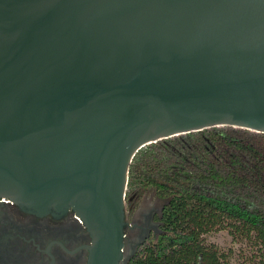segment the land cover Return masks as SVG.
I'll list each match as a JSON object with an SVG mask.
<instances>
[{
  "label": "water",
  "instance_id": "1",
  "mask_svg": "<svg viewBox=\"0 0 264 264\" xmlns=\"http://www.w3.org/2000/svg\"><path fill=\"white\" fill-rule=\"evenodd\" d=\"M217 125L264 132V0H0V195L73 209L86 264L134 251V152Z\"/></svg>",
  "mask_w": 264,
  "mask_h": 264
},
{
  "label": "trees",
  "instance_id": "2",
  "mask_svg": "<svg viewBox=\"0 0 264 264\" xmlns=\"http://www.w3.org/2000/svg\"><path fill=\"white\" fill-rule=\"evenodd\" d=\"M126 189L163 200L158 232L126 264H231L229 249L205 240L221 228L249 239V260L264 264V132L217 125L148 142L130 159Z\"/></svg>",
  "mask_w": 264,
  "mask_h": 264
},
{
  "label": "flooded vegetation",
  "instance_id": "3",
  "mask_svg": "<svg viewBox=\"0 0 264 264\" xmlns=\"http://www.w3.org/2000/svg\"><path fill=\"white\" fill-rule=\"evenodd\" d=\"M151 195L135 207V197H125L124 253L158 231L162 202ZM90 243L73 209L38 213L0 195V264H86Z\"/></svg>",
  "mask_w": 264,
  "mask_h": 264
},
{
  "label": "rangeland",
  "instance_id": "4",
  "mask_svg": "<svg viewBox=\"0 0 264 264\" xmlns=\"http://www.w3.org/2000/svg\"><path fill=\"white\" fill-rule=\"evenodd\" d=\"M126 191L127 189L125 188V194ZM150 195H151L150 190L143 191L140 194H137L133 201L134 202L133 207L140 204L143 197ZM151 196L153 197L154 195L152 194ZM162 201L163 200H159V202ZM124 209H125V200H124ZM127 219L130 220L129 216L127 217ZM153 234H155V232L150 234L149 237H151ZM205 240L208 242H213L218 248L222 250L229 249L231 251L229 255V261L231 264H254L252 260H249V254L253 249V245L250 242V240L246 238H241L238 234L232 235L227 230V228H221L219 230H211L207 232L205 234Z\"/></svg>",
  "mask_w": 264,
  "mask_h": 264
}]
</instances>
